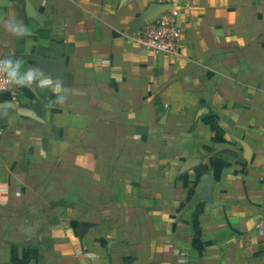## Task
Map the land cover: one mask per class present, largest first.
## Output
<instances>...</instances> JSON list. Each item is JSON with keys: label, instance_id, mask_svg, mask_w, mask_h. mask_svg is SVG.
I'll use <instances>...</instances> for the list:
<instances>
[{"label": "crops", "instance_id": "1", "mask_svg": "<svg viewBox=\"0 0 264 264\" xmlns=\"http://www.w3.org/2000/svg\"><path fill=\"white\" fill-rule=\"evenodd\" d=\"M152 3L4 0L0 264H264V0H180L179 57Z\"/></svg>", "mask_w": 264, "mask_h": 264}, {"label": "built area", "instance_id": "2", "mask_svg": "<svg viewBox=\"0 0 264 264\" xmlns=\"http://www.w3.org/2000/svg\"><path fill=\"white\" fill-rule=\"evenodd\" d=\"M155 2L170 5L171 9L140 27L129 39L147 52L179 57L180 27L177 19L180 0H155ZM8 64V61L0 55V94L13 93V88L19 79L18 63L14 62L11 66Z\"/></svg>", "mask_w": 264, "mask_h": 264}, {"label": "water", "instance_id": "3", "mask_svg": "<svg viewBox=\"0 0 264 264\" xmlns=\"http://www.w3.org/2000/svg\"><path fill=\"white\" fill-rule=\"evenodd\" d=\"M5 6L4 5V0H0V7ZM171 6L170 5H162V4H157V3H152L150 4L146 10L141 14L140 17H138L135 22L132 25V33H134L135 31H137L140 27L144 26L146 23L148 22H152L154 21L161 13L170 10ZM26 12L30 13V10L28 9V6L26 4ZM4 60H10V59H14L13 56L10 57H3ZM37 62H39L42 66H44L45 64V60H40V59H36ZM224 149H226L227 152L233 151V149L230 146H225ZM198 163V161H193L190 162L188 164H186L184 171L188 170L189 168H191L192 166L196 165ZM203 193H209L208 189L203 190ZM202 192V191H200ZM200 196V194H199ZM32 246V245H30Z\"/></svg>", "mask_w": 264, "mask_h": 264}]
</instances>
